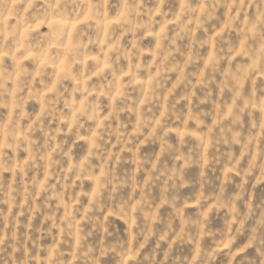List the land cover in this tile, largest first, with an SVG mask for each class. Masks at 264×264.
Segmentation results:
<instances>
[{
	"label": "clouds",
	"instance_id": "obj_1",
	"mask_svg": "<svg viewBox=\"0 0 264 264\" xmlns=\"http://www.w3.org/2000/svg\"><path fill=\"white\" fill-rule=\"evenodd\" d=\"M0 264H264V0H0Z\"/></svg>",
	"mask_w": 264,
	"mask_h": 264
}]
</instances>
